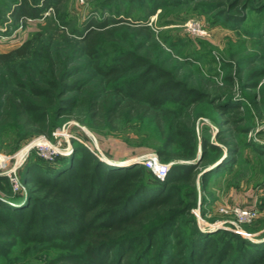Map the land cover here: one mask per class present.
Segmentation results:
<instances>
[{"label":"trees","instance_id":"obj_1","mask_svg":"<svg viewBox=\"0 0 264 264\" xmlns=\"http://www.w3.org/2000/svg\"><path fill=\"white\" fill-rule=\"evenodd\" d=\"M119 1L149 8L147 18L159 11L186 18L202 14L213 26L250 40L261 54L236 64L243 95L234 94L237 79L231 75L218 94L190 86L182 68L165 66L172 57L146 25L136 34L146 41L128 48L131 29L109 10L115 2L100 8L109 14L91 16L78 29L60 17L62 0H0V24L8 34L23 20L47 22L20 47L0 52V138L7 131L15 133L16 144L34 134L50 136L68 117L102 133L116 132L120 121H140L159 138L162 160L183 161L164 182L143 166L110 168L83 147L70 160L28 165V207L0 199V260L26 264L21 257L32 247L58 245L64 252L42 257L43 264H264V240L255 243L223 230L202 233L192 214L198 182L208 195L217 177L240 181L252 173L251 160L262 162L264 170V145L250 137L263 119L264 67L255 65L264 63V0ZM50 10L54 16L47 15ZM247 66L254 68L244 76ZM200 118L218 130L214 139L204 135L201 144ZM36 170L44 179L29 180ZM4 183L7 178L0 177V190L11 193Z\"/></svg>","mask_w":264,"mask_h":264},{"label":"rangeland","instance_id":"obj_2","mask_svg":"<svg viewBox=\"0 0 264 264\" xmlns=\"http://www.w3.org/2000/svg\"><path fill=\"white\" fill-rule=\"evenodd\" d=\"M114 2L116 5L113 4ZM104 3H112L113 7L109 10L115 12V16H117L116 20H122L123 23L131 29L129 32V38L125 39V45L128 46V48H133V50H135L139 44L146 41L145 35H136L139 31L138 28L146 25L154 32L157 39L161 42L162 48L167 51L170 57H172V59L165 63V66L171 70L176 69L177 67L182 68L183 71H180L179 69V72L181 76L185 74L188 75L190 78V86L197 88L201 86L200 88L207 89L210 94H215L217 90L227 89L228 84L225 82V78H227L228 75H231L237 79L234 94L237 97H242L243 91L239 87L240 79L236 71V64L239 60L244 61L253 58V55L258 52L261 54V51H259L260 48L254 46L250 40L239 36L237 33L223 25L213 26L210 18L202 14H196L186 18L184 15H179L177 11L167 12L165 14L159 11L154 17L147 18L145 14H148L150 10L149 8H144L137 4L129 5L128 3H123L119 0H91L85 7L80 6L77 3V0H62L59 7L60 17L63 18L65 23L69 24V28H71V25L79 29L90 19L91 16H102L110 13L108 9H100ZM48 14L54 16L55 10H50ZM256 18V16L252 17V19ZM191 21L197 22L207 34L198 35V33H193V29L187 27V24ZM166 22H172V24L168 25ZM41 23L42 22L35 21L34 23L26 24V29L29 28L30 30L25 41L30 39L42 28L40 27ZM46 23L43 22L42 26H45ZM246 26L249 28L250 22H248ZM123 32L124 31H121V34ZM21 37H23V35H20L19 39H21ZM165 38L169 40V43H164L163 40ZM21 41L22 44L25 42L23 39ZM173 43L178 44L172 47L171 44ZM121 44H124V42L120 43V45ZM0 46L2 48V50L0 49L1 53L11 52L9 51V48L4 46V43H1ZM114 46L118 45L114 44ZM121 48L128 49L124 47V45L121 46ZM164 59L165 57H162V61L160 59L158 60L163 62ZM187 60L195 63H192L193 66L190 67L186 65ZM226 64H230L231 67L226 68ZM258 64L259 65L255 66H260L261 68L264 67V63ZM252 68H254V66H247L245 69L246 71H243V75L245 76L249 70H252ZM197 69L199 71H197ZM261 111L263 112V119L258 122L255 129L250 133V137L256 144L264 145V108H261ZM117 128L116 132L111 131V133H108V130H106L102 133L90 128L88 125L84 124L81 119L68 117L60 127L52 132L50 136L42 133L34 134L17 144L15 141V133L13 131L5 132L2 138H0V152L12 156L22 151L27 145L37 139L46 138L53 144V146L60 149L62 153H65L66 149L69 148L68 142L70 141L73 150L72 154L69 157H57V159L66 158L70 160L75 155L76 149L78 147H83L89 154L110 168H134L142 166L134 163V161L147 155L157 156L162 165L169 167V172L175 164L183 163V161L178 160L164 161L159 157L156 147L160 146L161 142L147 124H141L140 121L136 123L120 121L117 123ZM63 129L68 136H70L69 140L55 137V134ZM217 131V128L210 119L200 118L196 126L199 144H201V138L204 135H211V138L214 139ZM89 145L96 148L93 147L97 153V157L90 152L87 147ZM245 158L246 160L250 159L248 155ZM57 159L50 162L34 152L27 160L23 169L18 172V179L22 189L16 192L10 181L7 179L9 184L6 185V183H4L1 186L11 190V193L3 194L2 190H0V199L2 201H5L3 199H7L9 200L8 202H13L9 204L14 208L23 209L28 207V203L25 205L23 204V202H26L30 186H32H27L23 181V174L27 166L39 162L53 165L56 163ZM251 163L254 166V171L252 170V173L248 172L244 179L243 176L241 178L242 180H240L242 182L229 179L223 180L222 177H217L210 183V185H208L210 193L208 195H205L204 192H202L201 185L198 182V202L196 208L192 210V214L195 218L198 229L202 233L207 234L221 231H211L208 227L215 224H225V227H228L233 231L242 230L245 235H240L252 242H263L264 170L261 168L262 162L251 160ZM11 166L12 163L10 164V167ZM243 167L244 166L242 165L241 168ZM145 168L148 173L154 175L153 171L147 167ZM29 178L31 181L36 179L42 180L44 179V175L36 170L31 172ZM203 202H205V205ZM22 205L24 206L21 207ZM136 205H140V202H137ZM236 208L246 210L258 209L260 215L257 219L247 224H240L233 214H223L221 212L222 209H228L231 213ZM233 231L229 230V232ZM40 249L32 247L29 254H27V257H21V259L26 264H43L44 261H42V257L54 259L64 252L58 245ZM0 264H6L5 260H0Z\"/></svg>","mask_w":264,"mask_h":264},{"label":"built area","instance_id":"obj_3","mask_svg":"<svg viewBox=\"0 0 264 264\" xmlns=\"http://www.w3.org/2000/svg\"><path fill=\"white\" fill-rule=\"evenodd\" d=\"M91 0H77V3L85 7L88 5V3ZM47 15H49L47 13ZM35 20L27 19L21 21L19 27L11 34H8V26L7 25H1L0 24V44L1 43H22L21 39H19L20 35H22V32L26 30V26L29 23H34ZM27 24V25H26ZM187 27L190 29H193V33H198V35H206L207 33L205 30L202 29V27L197 22H189L187 24ZM22 45V44H21ZM20 45V46H21ZM56 138H63V139H70V136L65 132V130H60L55 134ZM69 143V148L66 149L65 153H62L60 149L53 146V144L46 138H39L36 141L30 143L27 145L22 151L12 155L8 156L0 152V177L7 178L11 185L13 186L14 190L18 192L21 188L20 181L18 179V172L23 169V167L26 165L27 160L29 157L36 152L41 157L46 159L47 161H54L57 159V157H69L72 154V146ZM96 146V145H95ZM90 152L97 157V153L94 150V146H87ZM94 147V148H93ZM96 149V148H95ZM12 163V166L10 167V164ZM134 163H137L138 165L145 166L149 168L151 171H153L156 178L160 181H165L168 173H169V167L162 165L157 156L155 155H147L143 156L141 158H138L134 161ZM221 212L223 214H233L240 224H247L255 219L258 218L260 215V212L258 209H251L246 210L242 208H236L231 213L227 209H222ZM199 213V211H198ZM225 224H215L213 226H209L208 228L211 231L214 230H223V231H233L232 229L225 227ZM238 234L245 235V233L242 230H235L233 231Z\"/></svg>","mask_w":264,"mask_h":264},{"label":"crops","instance_id":"obj_4","mask_svg":"<svg viewBox=\"0 0 264 264\" xmlns=\"http://www.w3.org/2000/svg\"><path fill=\"white\" fill-rule=\"evenodd\" d=\"M29 30L30 29L27 28L26 31L22 32L23 37H21V40L23 39L25 41V39H26V37H27V35L29 33ZM21 44L22 43H18V42L17 43H10V44L7 43V44H4V46L9 48L10 49L9 51H12V50H15L16 48L20 47ZM0 49L2 50L1 46H0Z\"/></svg>","mask_w":264,"mask_h":264}]
</instances>
